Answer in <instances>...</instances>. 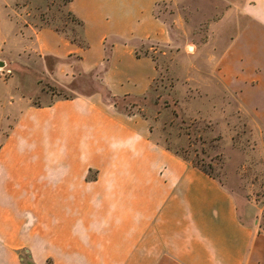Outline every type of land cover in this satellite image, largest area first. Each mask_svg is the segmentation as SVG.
<instances>
[{"label":"crops","instance_id":"0c3cea01","mask_svg":"<svg viewBox=\"0 0 264 264\" xmlns=\"http://www.w3.org/2000/svg\"><path fill=\"white\" fill-rule=\"evenodd\" d=\"M141 1L70 0L87 47L51 26L36 32L55 40L49 51L79 55L84 72L105 65L100 45L107 52L110 39V51L128 59L102 71L108 94L22 99L0 133V264H264V229L250 199L164 145L149 116L114 99L131 95L121 91L119 75L151 86L152 64L158 74L152 55H138V47L171 39L156 14L165 0ZM240 21L217 73L264 125V0H242ZM54 75L63 84L73 76L62 79L55 67Z\"/></svg>","mask_w":264,"mask_h":264},{"label":"rangeland","instance_id":"374dc122","mask_svg":"<svg viewBox=\"0 0 264 264\" xmlns=\"http://www.w3.org/2000/svg\"><path fill=\"white\" fill-rule=\"evenodd\" d=\"M241 1H160L156 14L167 21L171 39L164 44L148 41L137 49L138 55H152L158 74L152 64L151 75L156 77L151 86L142 85L133 74L119 75L121 91L131 95L114 99L125 111L149 116L154 135L164 145L228 181L250 199L258 225L264 229V125L240 104L217 73L218 56L240 27ZM68 3L0 0V60L4 61L0 64V133L12 124L22 99L42 104L98 89L108 94L100 79L102 71L127 63L123 50L110 51L116 42L113 39L106 44L107 52L100 45L105 65L91 72L81 69L79 55L66 59L49 51L51 45L57 47L55 40L46 31L40 38L36 35L44 26L62 30L77 44L86 42ZM96 59L92 55L91 67ZM145 60L150 64L149 58ZM149 64L143 65L146 77ZM54 67L62 79L72 73L71 82L59 83Z\"/></svg>","mask_w":264,"mask_h":264},{"label":"trees","instance_id":"16d2710c","mask_svg":"<svg viewBox=\"0 0 264 264\" xmlns=\"http://www.w3.org/2000/svg\"><path fill=\"white\" fill-rule=\"evenodd\" d=\"M70 1V0H69ZM70 11V13H72L75 17H76V19L80 22V24L82 25V33H83V35H84V26H83V21L80 19V18H78L71 10H69ZM62 31V30H61ZM65 32V31H64ZM85 38V37H84ZM74 41H76L75 39H73ZM85 44H81L80 42H79V45H81L82 47H87L88 46V42H87V40H86V38H85ZM77 42V41H76ZM201 167V166H200ZM201 168H203L205 171H207L208 173H210V174H212L210 171H208L206 168H204V167H201ZM213 175V174H212Z\"/></svg>","mask_w":264,"mask_h":264},{"label":"water","instance_id":"95a60500","mask_svg":"<svg viewBox=\"0 0 264 264\" xmlns=\"http://www.w3.org/2000/svg\"><path fill=\"white\" fill-rule=\"evenodd\" d=\"M0 64H4V61L3 60H0Z\"/></svg>","mask_w":264,"mask_h":264}]
</instances>
